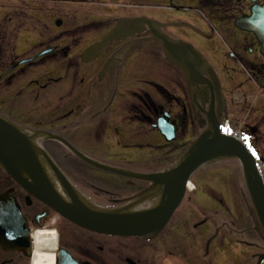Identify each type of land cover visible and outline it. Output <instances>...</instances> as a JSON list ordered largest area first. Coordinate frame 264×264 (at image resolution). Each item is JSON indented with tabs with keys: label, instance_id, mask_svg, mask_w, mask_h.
<instances>
[{
	"label": "flooded vegetation",
	"instance_id": "af4514ba",
	"mask_svg": "<svg viewBox=\"0 0 264 264\" xmlns=\"http://www.w3.org/2000/svg\"><path fill=\"white\" fill-rule=\"evenodd\" d=\"M185 1L41 0L44 16L37 15L42 6L26 1L6 8L0 23V113L42 132L38 145L94 204L125 205L152 182L102 169L69 148L93 163L155 173L170 160L154 168L164 159H150L149 142H163L177 154L202 131L194 97L179 67L163 54L161 35L191 43L210 64L226 102L220 123L249 134L253 145H264V96L258 101L264 52L255 33L237 25L264 0H189L196 8ZM192 11L199 13V25L190 19ZM137 16L150 19L151 26H140L128 38L123 33L97 57L81 59L119 19ZM22 39L30 41L26 51L17 50ZM233 63L240 64L251 87L233 86L223 76L221 68ZM253 88L250 96L247 90ZM167 128L173 140L164 136ZM195 188L194 193L208 198L214 194L208 186ZM177 210L153 239L96 233L22 190L0 168V264H32L38 232L55 235V246L44 248L53 254V264H242L234 251L216 242L221 227L215 225L216 231L208 234L202 226L206 219L185 226L187 212L174 223ZM252 226L237 229L223 223L235 241L259 247L253 239L241 238L244 233L257 236Z\"/></svg>",
	"mask_w": 264,
	"mask_h": 264
},
{
	"label": "water",
	"instance_id": "95a60500",
	"mask_svg": "<svg viewBox=\"0 0 264 264\" xmlns=\"http://www.w3.org/2000/svg\"><path fill=\"white\" fill-rule=\"evenodd\" d=\"M251 10L249 17L239 19L237 25L253 31L261 41V50L264 52V3ZM150 23V19L142 16L119 19L114 29L82 52L81 59L97 57L109 40L118 39L123 33L128 38L140 32V26H151ZM159 38L163 54L181 69L189 92L194 97L197 122L202 129L200 135L187 144L164 169L155 173L132 172L93 163L76 149L69 148L81 160L102 169L152 182L146 190L116 208L102 207L88 201L36 142L43 133L20 126L3 114H0V167L23 190L86 230L148 240L164 229L185 197L186 182L196 172L227 159H237L241 165L247 212L254 223V231L264 243V182L253 153L236 138L220 133V117L226 102L216 74L191 43L176 41L165 35ZM206 104L208 110H205ZM164 133L168 141L173 140L171 130ZM145 203L147 207H141ZM256 257L253 264H262L264 253Z\"/></svg>",
	"mask_w": 264,
	"mask_h": 264
},
{
	"label": "rangeland",
	"instance_id": "374dc122",
	"mask_svg": "<svg viewBox=\"0 0 264 264\" xmlns=\"http://www.w3.org/2000/svg\"><path fill=\"white\" fill-rule=\"evenodd\" d=\"M28 2L31 6H42L41 10L37 13L38 16H44L45 11L43 9L41 0H0V23L5 18L6 15V8L11 6L12 4H17L18 2ZM186 5H195L193 2L186 0L184 2ZM192 15L190 17L191 20L194 21L196 24H200L201 20L198 16L199 13H194L192 11ZM91 18H94L91 16ZM17 50L18 51H26L30 45V41L28 39H22L17 41ZM240 65V64H239ZM237 63H233L231 65L223 66L221 68V72H223V76L229 79L235 85L247 86L251 87V84L246 83L247 75L242 70V68ZM251 75V74H250ZM227 87V85H226ZM245 88V87H243ZM256 90H258L256 88ZM250 92V96L252 92L255 93V88L252 90H247ZM234 96L241 97L240 93L234 92ZM264 96V87L262 89L261 94L259 95L258 101H262ZM242 112V110H241ZM242 114V113H241ZM148 150L149 157L153 160V156L160 157L162 160L161 163L155 162L154 168L159 167L165 164L167 160H172L175 157V152L171 154L169 152V147L165 146L163 142H159L158 140H154L149 142ZM254 150L258 154H262L260 158L262 162H259L260 172L262 173L264 179V145L258 144L254 145ZM262 152H260V151ZM169 161V162H170ZM167 162L166 164H168ZM165 164V165H166ZM191 181L196 185L202 186L203 188H210L213 190V196L210 195L211 198L205 197L204 195L198 194V192H193L192 194L195 196L194 198L187 193V198L190 196L192 199V203L190 202L189 198L185 200L181 207L177 210L176 214L174 215L173 222H178L179 219H182L181 216L182 212H187L189 214L188 221L185 226L192 225L197 223L198 220H202L205 217H209L212 219L214 216L208 213L216 212L218 216H216V223L208 220L202 224V226L208 231V234L216 231V227H221L218 231L216 242H220L229 250L234 251L237 254L242 264H252L255 261L254 254L261 253V244H259V239L254 234L244 233L241 238L246 240H252L253 243H257L259 247L248 245L245 242H237L235 241L232 236L227 234L226 230L223 227V223H232L234 227L237 229L249 227L253 225L252 218L250 214L246 210V202L244 200L245 194L243 193L244 187L242 183V173L240 170V163L237 160H226V162H222L219 164L214 165L213 167H208L206 170L198 172L196 176L192 177ZM244 194V196H243ZM216 195V198L214 197ZM215 198V199H213ZM245 236V237H244ZM256 238V239H255ZM255 239V240H254ZM256 245V244H255Z\"/></svg>",
	"mask_w": 264,
	"mask_h": 264
},
{
	"label": "bare ground",
	"instance_id": "6f19581e",
	"mask_svg": "<svg viewBox=\"0 0 264 264\" xmlns=\"http://www.w3.org/2000/svg\"><path fill=\"white\" fill-rule=\"evenodd\" d=\"M191 186V183L189 184ZM192 187V186H191ZM55 235L54 233H36L35 235V244L36 249L33 257L32 264H53L54 256L49 252H45L44 248L50 247L53 248L55 246L54 242Z\"/></svg>",
	"mask_w": 264,
	"mask_h": 264
},
{
	"label": "trees",
	"instance_id": "16d2710c",
	"mask_svg": "<svg viewBox=\"0 0 264 264\" xmlns=\"http://www.w3.org/2000/svg\"><path fill=\"white\" fill-rule=\"evenodd\" d=\"M4 61H6V60H4Z\"/></svg>",
	"mask_w": 264,
	"mask_h": 264
}]
</instances>
